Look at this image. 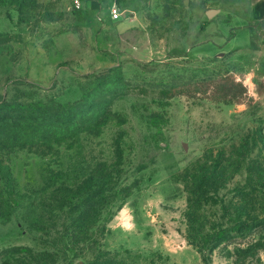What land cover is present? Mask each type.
Returning <instances> with one entry per match:
<instances>
[{
    "label": "rangeland",
    "instance_id": "1",
    "mask_svg": "<svg viewBox=\"0 0 264 264\" xmlns=\"http://www.w3.org/2000/svg\"><path fill=\"white\" fill-rule=\"evenodd\" d=\"M81 4L0 0V264L23 254L6 248H46L45 223L27 216L49 168L78 188L105 174L98 207L112 213L88 250L52 264L99 251L96 264H264V231L256 246L221 243L203 260L189 228L207 232L217 215L206 207L189 225L186 184L205 162L228 167L218 197L256 180L248 166L264 161V21L238 0ZM59 104L69 105L62 125ZM15 184L23 196L1 217Z\"/></svg>",
    "mask_w": 264,
    "mask_h": 264
},
{
    "label": "trees",
    "instance_id": "2",
    "mask_svg": "<svg viewBox=\"0 0 264 264\" xmlns=\"http://www.w3.org/2000/svg\"><path fill=\"white\" fill-rule=\"evenodd\" d=\"M59 105L64 106V108L58 111L55 120L56 123L62 125L61 123L68 120L69 105ZM60 118L63 119L62 122H59ZM259 136L263 137L261 132ZM241 141L242 143L245 142L244 139ZM231 165L236 171L243 167V163L239 161H232ZM248 167L256 180L239 186L238 192L234 193L235 195L229 199L218 197L219 189L225 187L223 179L227 166L205 162L193 167L191 171H186L188 174L186 184L190 192L188 201L189 207L192 208L188 214V217H191L189 225L198 213L206 207L215 208L213 215H217L213 219V225L209 227L207 232L202 229V225L197 228L191 227V230L189 228L191 234L187 237L188 242L202 252L205 262L207 261L203 250H213L221 243L238 242L240 244L241 242H247L249 247L260 244V235L264 231V221L259 220L258 216H252L250 210L258 209L261 213H264V193L262 195L256 193L264 186V161L257 157L252 160ZM47 174L49 176H46L44 180L42 179V182L31 190L34 196H31V201H29L30 214L27 216V219H30V224L35 221L36 223H45V229L40 232L47 239L44 241L46 242V248L42 250H34L30 246L6 248L4 250L5 254H8L9 251L23 253L17 257L16 262L18 264H52L51 262L60 257V253L76 256L78 253L84 252L83 249L87 248L88 250V243L95 242L97 239L96 231L103 230L104 224L112 215V213L109 214L106 210L102 211L98 207L103 200L102 191L106 189L104 186L106 182L105 174L104 178H100L97 183L88 179L81 182L79 188L75 187L78 184L65 183L60 180L51 168H49ZM125 190L126 196L128 195V187ZM19 191L18 184H15L13 192L16 194V199L14 201H11L10 197L2 199L5 208L9 212L2 214L1 217L9 215L10 211L15 209L18 199L23 196V194H18ZM23 200L22 198L21 202ZM255 203L258 204L256 208H254ZM52 233L55 234L51 236ZM257 235L259 238H257ZM50 236L51 239L49 240ZM52 239H58L59 241L53 244ZM61 239L62 246L59 245ZM79 243H82V246ZM77 248L81 251H78ZM89 248L91 247L89 246ZM103 254L105 252L99 251L97 254L94 253L90 260H82L83 262L75 264H96ZM103 263L106 264L105 261Z\"/></svg>",
    "mask_w": 264,
    "mask_h": 264
},
{
    "label": "crops",
    "instance_id": "3",
    "mask_svg": "<svg viewBox=\"0 0 264 264\" xmlns=\"http://www.w3.org/2000/svg\"><path fill=\"white\" fill-rule=\"evenodd\" d=\"M240 7H247L251 21H264V0H238Z\"/></svg>",
    "mask_w": 264,
    "mask_h": 264
},
{
    "label": "built area",
    "instance_id": "4",
    "mask_svg": "<svg viewBox=\"0 0 264 264\" xmlns=\"http://www.w3.org/2000/svg\"><path fill=\"white\" fill-rule=\"evenodd\" d=\"M72 2V6L78 8L81 7V0H70ZM110 17L112 19H117L120 17V11L117 7L110 8Z\"/></svg>",
    "mask_w": 264,
    "mask_h": 264
}]
</instances>
